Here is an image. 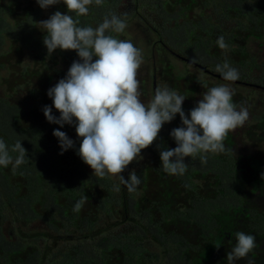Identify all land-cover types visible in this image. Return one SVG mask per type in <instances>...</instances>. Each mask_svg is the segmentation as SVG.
Returning a JSON list of instances; mask_svg holds the SVG:
<instances>
[{
  "label": "trees",
  "instance_id": "obj_1",
  "mask_svg": "<svg viewBox=\"0 0 264 264\" xmlns=\"http://www.w3.org/2000/svg\"><path fill=\"white\" fill-rule=\"evenodd\" d=\"M46 11L68 12L63 0L47 9L37 0H0V139L14 159L17 141L27 149L15 172L11 164L0 166V264H228L238 231L253 234L256 248L233 264L248 259L264 264V0H104L93 3L86 16L72 13L82 26H98L109 12L126 20L125 31L112 35L142 50L152 79L149 87L140 82L146 97L166 85L186 96L183 108L189 113L208 82L187 71L196 67L240 84L233 101L252 116L228 134L223 153L206 154L207 164L199 156L186 157L181 176L164 172L157 147L177 146L170 136L182 126L177 114L122 173L128 179L135 169L141 177L135 192L118 176L93 175L77 154L81 140L75 127L50 123L44 115L43 107L53 105L47 90L79 59L75 50L48 56L46 33L38 27L50 17ZM132 25L150 39L132 35ZM221 36L227 49L217 44ZM225 61L239 70L240 79L225 81L215 71ZM53 114L60 115L54 105ZM57 128L75 148L60 154Z\"/></svg>",
  "mask_w": 264,
  "mask_h": 264
},
{
  "label": "clouds",
  "instance_id": "obj_2",
  "mask_svg": "<svg viewBox=\"0 0 264 264\" xmlns=\"http://www.w3.org/2000/svg\"><path fill=\"white\" fill-rule=\"evenodd\" d=\"M61 0H37L42 9L60 3ZM104 0H63L67 13L56 11L48 19L38 22L46 33L43 43L48 56L60 49L75 50L79 59L72 62L66 75L47 90L53 105L60 115L53 114V105H45L43 112L50 123L63 127H75L81 142L77 154L93 170V175L118 176L120 184L129 192H135L141 184V177L135 169L125 179L122 173L141 157L143 149L151 146L158 138L165 123L173 121L179 114L182 126L173 128L170 136L175 140V148L158 145L161 167L169 175H184L188 163L186 157L199 156L202 164H207L208 153H223L224 141L228 134L249 123V110L234 101L235 90L228 84L207 87L196 106L186 113L183 104L186 96L168 86L157 87L152 99L145 103L140 90L138 70L143 63L142 50L131 40L118 39L112 33H123L126 20L114 12H109L96 27L82 26L78 18L89 13L93 3L102 5ZM127 15L126 13L124 14ZM217 44L227 49L223 36ZM194 56L192 63H197ZM215 71L225 81L240 79V72L227 61L217 64ZM53 135L58 138L61 153L75 148V141L59 128ZM18 152L14 159L9 146L0 139V166L12 165V170L25 162L27 149L21 141L11 148ZM230 158V157H229ZM235 158V157H234ZM119 191V185L115 186ZM87 197H81L74 207L79 212ZM236 244L228 252V264L248 257L256 248L253 234L238 231ZM219 247V246H217ZM247 264H255L248 259Z\"/></svg>",
  "mask_w": 264,
  "mask_h": 264
},
{
  "label": "rangeland",
  "instance_id": "obj_3",
  "mask_svg": "<svg viewBox=\"0 0 264 264\" xmlns=\"http://www.w3.org/2000/svg\"><path fill=\"white\" fill-rule=\"evenodd\" d=\"M47 12V14H50L48 11H46ZM52 14H50V16H51ZM49 16V15H48ZM129 31H130V33L132 34V35H139V34H141L143 37H145V39L146 40H148V39H150V38H148V36L147 35H145V34H142V32H141V28L139 27V26H137V25H132L130 28H129ZM258 42H260V41H258ZM257 43H255L254 45H253V47H254V49L256 50V51H259V49L261 48V46H259V45H256ZM264 49V48H263ZM263 53H264V51H263ZM14 58V63L13 64H15V63H17V57L15 56V57H13ZM174 58V57H173ZM264 58V57H263ZM30 60H32V57L31 58H29ZM177 60H179V61H181V59H177ZM173 61H175L176 62V60L175 59H173ZM184 64H182V63H180V62H178V67H180L181 68V66H183ZM198 70L196 67H191L190 69H188L187 71H192V72H195V74H197L198 75V77H199V79H201L202 81H208L205 85H210V84H212V85H214V86H217V85H220V84H228L231 88H233L234 90H235V92H239L240 91V89L238 88V86L240 85V84H238V83H236V85H232V84H230V83H226V82H224L223 80H218V79H215V78H213L211 75H205V74H203L202 72L201 73H198V71H196V70ZM6 70H8L7 68H5V70L4 71H6ZM178 72H179V70H178ZM180 73L181 74H185L186 73V70L185 71H183V69H182V71H180ZM164 74L166 75H168V76H170L171 74H170V71L168 70V69H164ZM139 80H140V82H144V83H146L147 85H148V87L150 86V81L152 80L151 79V77H150V72H149V70L147 69V65H146V63L143 61V63H142V65H141V67L139 68V70H138V77H137ZM169 85H170V82H169ZM241 86V85H240ZM243 88V87H242ZM26 89H27V87L25 88V91H26ZM206 89V88H205ZM141 90V93H142V96H141V99L144 101V102H148L150 99H151V96H150V98L149 97H146L145 96V91H144V88L143 89H140ZM243 91H244V89H243ZM262 94V93H261ZM201 98H202V96H201ZM254 100H255V102L256 101H258L259 99H258V96H255L254 97ZM262 105H264V95H263V104ZM248 106H251L252 107V105H248ZM250 122H252V116H250L249 115V119H248ZM246 125V124H245ZM230 136L228 135L227 136V138L225 139V142H224V144H226V143H229L230 141ZM91 168V167H90Z\"/></svg>",
  "mask_w": 264,
  "mask_h": 264
}]
</instances>
